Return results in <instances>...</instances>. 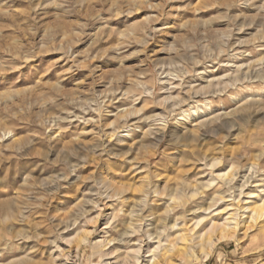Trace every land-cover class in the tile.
Returning a JSON list of instances; mask_svg holds the SVG:
<instances>
[{"label":"rangeland","instance_id":"obj_1","mask_svg":"<svg viewBox=\"0 0 264 264\" xmlns=\"http://www.w3.org/2000/svg\"><path fill=\"white\" fill-rule=\"evenodd\" d=\"M198 107L207 128L177 123ZM221 157L229 176L264 178V0H0V264L75 245L103 174L206 182L218 170L200 160ZM131 207H114V243ZM104 223L76 264H98ZM204 264H264V238L223 241Z\"/></svg>","mask_w":264,"mask_h":264},{"label":"bare ground","instance_id":"obj_2","mask_svg":"<svg viewBox=\"0 0 264 264\" xmlns=\"http://www.w3.org/2000/svg\"><path fill=\"white\" fill-rule=\"evenodd\" d=\"M202 112L199 107L190 113L183 111L177 123L194 133L205 129L210 119H204ZM162 139L163 136L158 143ZM199 163L204 177L209 168L217 169V175L206 182L200 178L178 179L170 186L168 177L156 173H146L135 185L120 184L103 174L105 195L95 207L97 216L89 220L85 217L78 229L79 241L68 249L57 247L52 264H76L81 248L90 243L89 238L96 231L87 226L102 218V226L108 227L101 229L95 242L100 249L98 264H204L223 241L240 245L253 233L264 238V178L229 176L237 165L224 157L212 162L205 158ZM215 180H220L224 189L210 202L201 203ZM130 201V225L114 243L106 231L115 221L114 207L120 205L119 211L126 213Z\"/></svg>","mask_w":264,"mask_h":264}]
</instances>
